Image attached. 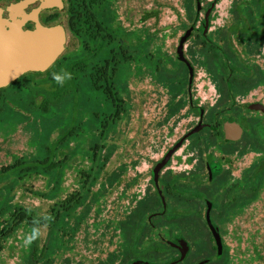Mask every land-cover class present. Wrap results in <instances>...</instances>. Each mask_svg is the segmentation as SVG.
I'll return each instance as SVG.
<instances>
[{
    "label": "flooded vegetation",
    "instance_id": "af4514ba",
    "mask_svg": "<svg viewBox=\"0 0 264 264\" xmlns=\"http://www.w3.org/2000/svg\"><path fill=\"white\" fill-rule=\"evenodd\" d=\"M0 4L60 46L0 87V264H264V0Z\"/></svg>",
    "mask_w": 264,
    "mask_h": 264
},
{
    "label": "water",
    "instance_id": "95a60500",
    "mask_svg": "<svg viewBox=\"0 0 264 264\" xmlns=\"http://www.w3.org/2000/svg\"><path fill=\"white\" fill-rule=\"evenodd\" d=\"M19 7L0 4V87L21 73L45 68L60 50L54 28L27 32Z\"/></svg>",
    "mask_w": 264,
    "mask_h": 264
},
{
    "label": "clouds",
    "instance_id": "9594fccd",
    "mask_svg": "<svg viewBox=\"0 0 264 264\" xmlns=\"http://www.w3.org/2000/svg\"><path fill=\"white\" fill-rule=\"evenodd\" d=\"M53 79L60 85H63L65 80L71 79L70 73H63V74H54ZM50 219V218H48ZM41 235L39 228L33 227L31 229V233L25 238L24 243L25 245H29L37 240Z\"/></svg>",
    "mask_w": 264,
    "mask_h": 264
}]
</instances>
